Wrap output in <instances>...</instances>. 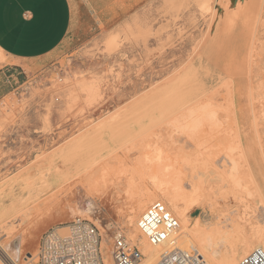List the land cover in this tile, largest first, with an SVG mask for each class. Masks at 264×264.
<instances>
[{"label": "rangeland", "instance_id": "rangeland-1", "mask_svg": "<svg viewBox=\"0 0 264 264\" xmlns=\"http://www.w3.org/2000/svg\"><path fill=\"white\" fill-rule=\"evenodd\" d=\"M78 1L87 0H75V3ZM191 1L196 5L189 1L187 9L175 18L158 13V6L148 11L147 17L141 21L142 27L149 31L144 45L131 41L128 32L124 33L125 29H121V34H115L116 46L111 51L105 50L103 35H113L114 29L129 18L130 15L126 13L122 15L121 21L107 25L105 31H99L96 27L87 33L75 29L54 54L26 66L22 80L17 74L10 78L6 73L2 75L0 160L5 158V191L1 188L3 183H0V264H34L41 235L48 229L68 223L74 217L93 223L103 239L106 238L107 245L114 231H123L129 243L142 252L141 260L147 259L142 251L144 244L130 241L134 227H127L125 217L132 211V217L137 223L140 214L158 201L152 197L155 187L149 177L144 176L145 179L142 177L141 181L136 174L137 180H133L136 184L130 190L131 193H126V197L123 190L127 191L125 186L133 183L131 179L135 174L136 161L142 159L147 151L144 150L143 154L133 151L136 136L133 125L139 120L144 128L143 137L146 138L150 134L148 129L152 118L165 109V100L169 94L185 97V105L208 104L222 117L229 118L227 120L230 124L237 122L250 137L254 132L257 133L255 137H259L263 147V158L260 160L264 162V0H217L213 6L209 0ZM124 2L130 3L129 0ZM139 8L136 7L135 11ZM183 8L181 5L171 7L175 12ZM226 69L232 70L231 80L235 91L228 95L224 92L219 96H205L203 83L209 84L210 79ZM136 93L142 94L137 101L128 103L119 100L123 95ZM126 118L130 120V127L123 133L121 125ZM40 119L45 129L42 132H38ZM92 122H95L93 126L80 132ZM223 122L220 129L207 132L206 135L212 137V141L206 138L209 144L208 140L205 141L204 147L202 143L197 147V143L194 145L197 148L186 150V143L177 138L176 149L172 151L174 154H170L167 159L168 170L175 172L181 168L184 151H191L195 155L199 152L205 154L208 159L204 160H209V163L220 160L228 146L223 145L228 140L227 131L232 127L227 121L226 124ZM251 123H255L254 127ZM87 135L91 136L88 146L81 143ZM221 137L223 140L226 138L222 145L218 143L219 140L221 143ZM89 147L97 149L102 156L91 160ZM221 150L224 152L219 154ZM108 151L113 155L105 161L102 157ZM125 164L127 169H123L128 170L129 174L133 172L132 178L127 177L128 172L124 171V176L130 180L124 176L114 179V175L116 177L122 171L118 172V168L122 169ZM67 165L78 175V180H83L72 182L74 187L70 186L62 195L57 194L55 197L48 193L31 205L32 211L36 203L39 205H35L32 215L34 226L30 224L33 227L27 230L26 243L23 244L22 254L18 256L20 259L17 257L18 260L16 258L12 262L2 249L6 241L3 219L5 210L17 207ZM107 165L109 169H106ZM111 167L117 173L108 175ZM102 168H105V172L109 170L106 173L110 177L108 182L113 181L110 184H119L116 181L119 178L124 181V184L120 181L121 188L117 184L116 191L112 188L113 184H109L112 189L107 193L108 196L94 194L89 182L86 185L83 182L86 179L83 177L92 176L91 173L95 172L93 178L95 174L101 175ZM96 170L101 172L97 174ZM122 185H125L123 190ZM117 193L120 196L117 197ZM205 193V197L199 194V198L196 194V203L187 211L188 222L192 226L199 223L201 227L190 233L184 243H179L178 246L184 250L201 260L204 257L210 260L209 255L217 259L231 252L233 239L239 236L233 220L238 221L244 234L249 235L254 227L264 232L262 207L256 206L254 213L242 211L245 207L239 208L230 195L226 196L225 191ZM49 195L53 198H49ZM46 197L50 200L43 201ZM49 201L50 206L47 204ZM213 203L214 210L211 209ZM74 205L78 208L77 213L71 209ZM88 205L91 206L90 212L84 215ZM245 219H250L251 223L245 222ZM254 248L249 249L247 254L252 249H259ZM207 259L205 261L209 262Z\"/></svg>", "mask_w": 264, "mask_h": 264}, {"label": "bare ground", "instance_id": "bare-ground-1", "mask_svg": "<svg viewBox=\"0 0 264 264\" xmlns=\"http://www.w3.org/2000/svg\"><path fill=\"white\" fill-rule=\"evenodd\" d=\"M2 60L3 58L0 56V62ZM224 67L226 68L227 66L224 65ZM231 71L232 70L226 69L222 73H219L216 77L210 79L209 84L204 82L203 83V89L205 90L204 95L213 97V96H219L223 94L224 92L226 95L232 94L235 91L234 89L235 87L234 88L232 87L233 79L231 76L232 74ZM250 98L251 97H249V99ZM165 104H166L165 109L162 110L157 116H154L152 118V124L150 128L148 129L150 131V134L147 136L148 138L143 137L144 128H143V124L139 123V120L136 121L133 125L135 128V132H136L135 140L133 141L134 145L132 147L133 151L137 152V154L138 153L143 154V151L147 150L146 152H144L146 155L144 154L142 155L144 156L142 159L136 158L138 161L135 160L137 162L135 169L133 167L134 169L133 172L135 173L134 174L135 177L134 175H132L133 172L129 174V171L125 170L127 169L126 164H125L123 165L124 167H122V169L118 168V172L122 170L121 172L119 173H117V171L115 172L117 173V176L115 177L114 175V179H116L117 177L122 178L126 174V172H128L129 174V175L126 174L127 177L130 176V178H132L131 175L133 176V179H131V181L136 179L137 175L139 176V179L141 181L143 178L145 179V177H149L150 181H152L153 186L155 187V192L153 193L152 197L155 200H158L156 202L162 201V203L164 202L166 206L168 205L167 206L168 209L170 208L169 210L176 216V218H178L179 230L176 236L177 238L176 245H179V243H184V241L188 238L190 233H193L195 230L201 227L199 223L193 224L192 226L191 222H188L187 215H186L188 209L196 203L195 199H197L199 194H203V196L205 197L206 195L205 192H213L214 190H217L219 192L223 191L224 193L225 191L226 196L227 194L230 195L233 201L235 202V204H237L239 208L245 207V210H242V211L249 210V212L254 213L257 208L256 206H260L262 207V210L264 213V162L260 160L263 158L262 157L263 147L261 145V142L259 141V137H255L257 136L255 135L257 133L254 132L253 136L250 137L249 134H246V132H244L245 129L243 130L237 122L230 124L231 122L229 123V121L227 120L229 118H225V116L222 117V114L213 110L208 104L204 106H198L195 104L185 105L186 98L185 97L181 98L178 94H175V93L169 94L167 96L165 100ZM251 114H253V112ZM249 116L250 115H248V117ZM251 118H252V115H251ZM223 119L224 120L226 119L225 122L227 121V124L229 123L230 125H232V127L231 129H229V131L226 130L227 135L225 134L226 137L228 138L227 141L229 142V144L227 141H225L226 138L224 140L222 139L223 136L221 137V143H220V140L218 142L219 144L222 145V142L225 141L226 143L225 144L223 143V145L224 146L226 144L228 145V146L226 145L227 147L225 146L226 148L222 146V148L223 147L225 148V149L223 148L225 152L224 150H221V152L219 153L221 154L224 152L220 160H217L215 162L212 161L211 163H209L208 162L209 160L208 161L204 160V158H207L205 157L206 155L204 154L205 155L204 156L199 151H198L199 153H197L196 155L190 153L191 151H187V152L184 151L182 152L183 158L180 163L181 168L175 172L168 170V167H167L168 160L167 159L170 158L171 156L170 154L172 155L174 154L172 153V151L174 152V150L176 149L175 146L178 142L177 138H179V140H183L186 143L187 145L186 150H190V148L194 147V145L197 143H198L197 147L199 143H202V147H204L205 141H207L208 139L212 141L211 139L212 137L208 138V136L206 135L207 132L208 133L211 131L214 132L216 129H220L223 126L221 124L223 122L222 121ZM232 120L233 118L231 117V121ZM129 121L130 120H128L127 118L123 121V124L121 125V130L123 133H125L127 128L130 127L128 125ZM225 122L223 123L226 124ZM253 124L251 123V126ZM259 127H262V126H259ZM218 131L222 132V130H217L216 132ZM217 136L218 135H216V137ZM90 138L91 136L87 135L86 137L82 138L81 143H84V145L88 146ZM206 138L208 139L206 140ZM213 139L216 140L215 137H213ZM209 140L207 144H209ZM143 142H145V144ZM141 144H143L144 147ZM197 147H194V148H197ZM200 147L199 149H201ZM89 154L91 155V160H94L102 156L97 149H94L91 147H89ZM112 155L113 153L111 151H108L106 152L105 157L104 158L102 157V159L107 161V159H109L110 157L112 158ZM213 156L215 157V155ZM109 168L110 166L108 167L107 165L106 169H109ZM100 170H96V173L99 174V171H100L101 175L95 174L94 178H93V175L95 172L91 173L92 176L87 175L83 177V178H86L84 179L83 182L85 183V185L88 184L89 182V187H91L90 189L92 190L90 191L93 192L94 194L98 193V196L99 194L106 195L107 193L110 192L112 188H114V190L117 189L118 185L121 182L122 184H124L123 183L124 181L119 180L121 178L116 180V181H119V184L118 182H116L118 185L115 183L114 184L112 183L113 185L110 184L112 180L108 182L110 177L108 176L109 177L108 178L107 173H106L109 170H107L106 172H105V168H102ZM112 170L113 169L111 167V172H109L108 175H110V173L112 174V172L113 174H115L114 170L116 169L114 168V170L113 171ZM88 178L90 180H88ZM81 180L83 179L78 180V175L74 174L73 170L71 169L69 165L63 166L54 175V177L45 181V183H43V185L39 189H37L36 191L31 193L28 197H26L24 200H22L21 203L17 207H11L8 210H5V218L3 219H5L4 227H5L6 241H5V246L2 249L4 253L6 254V256L11 261L13 260L12 262H14L16 258L18 256L20 257V255L22 254L21 251L23 248V244L26 243V240H27V234H28L27 230L31 229L34 226L32 223L34 217L32 215H33L34 208L36 209L35 205H38V203L34 205L33 211H32L31 205H33L37 200H39L41 196H44L48 193H52L51 195L53 196L57 194L62 195V193H64L68 188H70V186L71 188L74 187L71 185L73 184L72 182L77 183L79 181L81 182ZM134 181L132 184L130 183V181H127L128 183H130L132 187L130 185L129 186L124 185L125 186L124 188V186L122 185V190L123 188L124 189L127 188V191L123 190L125 194L131 193L130 190H132L133 185L136 184V183L134 184ZM84 183H80V184L83 185ZM109 184L112 185V188L110 187ZM85 185H83V187ZM114 185H117V186H114ZM120 186L121 185H119V187ZM127 194H126V197H127ZM196 194H197V197L195 196ZM51 195H49V198L51 197L53 198V196ZM115 196H116V193H115ZM118 196L120 195H118L117 193V197ZM49 198L46 197L43 199V201L48 200ZM69 202L68 204L72 203V202L71 203ZM50 203L51 202L49 201L47 204L49 205ZM207 203H210V202H207ZM64 207L65 205L62 208ZM211 207H212L211 209L213 210L215 209L214 203L211 204ZM71 209L74 211V213L78 212V208L76 207V205L71 206ZM90 209H91V206L88 205L86 211H84V215L86 213L89 214ZM131 212L132 211H130V213H128L125 217L126 219L125 222L127 224V227L129 229H132L134 227V231L131 234L130 241L135 242V243L139 241L140 243H143L144 245L142 247V251H143L144 256L147 258L145 260H141L138 264H156L158 257L162 256L168 250L167 249V247H169L168 241H165L155 246L151 245L150 243H146L147 241L146 236L137 228V223H135V219L132 217ZM42 216H45V215H42ZM42 216H40V219ZM38 217H39V214H38ZM249 220L250 219H245V222L251 223V220L250 221ZM232 223L234 224L237 232L239 233V236L236 239H233L232 251L228 252L227 254L220 255L219 258L217 259L215 258L214 255L213 256L215 259L211 258V256L209 255L210 260L207 259L208 257L206 259L209 260V262H211L210 264H232V262L235 261L240 256H244V255L246 256L248 250L251 249L252 247L259 248L264 252V232H260L258 231L257 227L256 228L254 227L252 232L249 235H247L243 233V229L241 230V227L238 224V221L233 220ZM30 224H32L33 226H31ZM105 239H103L102 247L108 246L107 241ZM204 255L207 256V254H204ZM197 259L201 261V259L199 258ZM185 261H186V264L189 262L187 260ZM209 262L205 261L204 263H209ZM104 263L113 264L108 251L104 254Z\"/></svg>", "mask_w": 264, "mask_h": 264}, {"label": "crops", "instance_id": "crops-1", "mask_svg": "<svg viewBox=\"0 0 264 264\" xmlns=\"http://www.w3.org/2000/svg\"><path fill=\"white\" fill-rule=\"evenodd\" d=\"M129 1L87 0L75 3V0H0V56L3 58L0 62V78L6 73L8 78L17 74L22 80L26 66L54 54L75 29L87 33L96 27L99 31H105L107 25L121 21L122 15L128 13L129 18L114 29L113 35H103L104 48L111 51L116 46L115 34H121V29H125L124 33L128 32L131 41L144 45L149 31L142 27L141 21L154 6H158V13L175 18L187 9L189 1L196 5L191 0ZM209 1L211 6L217 3V0ZM178 5L185 8L178 12L171 9ZM136 7L141 8L135 11ZM141 95H123L119 100L131 103ZM95 122L80 132L83 133ZM44 130L40 119L38 132ZM0 183H3L1 188L5 191V158L0 160Z\"/></svg>", "mask_w": 264, "mask_h": 264}, {"label": "built area", "instance_id": "built-area-1", "mask_svg": "<svg viewBox=\"0 0 264 264\" xmlns=\"http://www.w3.org/2000/svg\"><path fill=\"white\" fill-rule=\"evenodd\" d=\"M137 228L153 246L168 241V250L157 264H186L185 260L190 264H206L176 245L179 222L164 203L150 204L138 217ZM110 241L108 246L102 247L103 237L98 228L86 219L74 217L41 235L34 264H105L107 251L113 264H138L143 258L123 231H114ZM235 264H264V252L255 249Z\"/></svg>", "mask_w": 264, "mask_h": 264}]
</instances>
